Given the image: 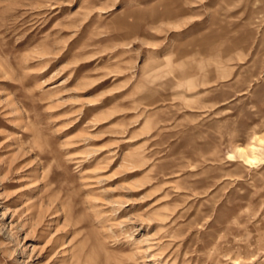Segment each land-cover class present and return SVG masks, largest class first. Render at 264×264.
<instances>
[{"label": "rangeland", "instance_id": "374dc122", "mask_svg": "<svg viewBox=\"0 0 264 264\" xmlns=\"http://www.w3.org/2000/svg\"><path fill=\"white\" fill-rule=\"evenodd\" d=\"M0 264H264V0H0Z\"/></svg>", "mask_w": 264, "mask_h": 264}, {"label": "bare ground", "instance_id": "6f19581e", "mask_svg": "<svg viewBox=\"0 0 264 264\" xmlns=\"http://www.w3.org/2000/svg\"><path fill=\"white\" fill-rule=\"evenodd\" d=\"M259 142L260 143H263L260 140H259ZM255 150H256V148L254 146H252L249 149V151H245V150L239 148L238 149V152L242 153V156L244 157L245 163L252 165V164H255V162L257 161V157L255 156Z\"/></svg>", "mask_w": 264, "mask_h": 264}]
</instances>
